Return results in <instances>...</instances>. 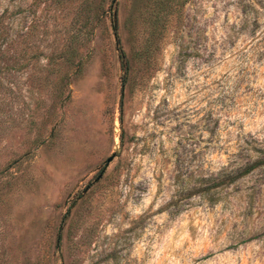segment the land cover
Returning a JSON list of instances; mask_svg holds the SVG:
<instances>
[{"label": "rangeland", "instance_id": "1", "mask_svg": "<svg viewBox=\"0 0 264 264\" xmlns=\"http://www.w3.org/2000/svg\"><path fill=\"white\" fill-rule=\"evenodd\" d=\"M152 2L0 0V264H264V166L188 195L264 155V0H185L123 82Z\"/></svg>", "mask_w": 264, "mask_h": 264}, {"label": "trees", "instance_id": "2", "mask_svg": "<svg viewBox=\"0 0 264 264\" xmlns=\"http://www.w3.org/2000/svg\"><path fill=\"white\" fill-rule=\"evenodd\" d=\"M34 3L30 4L32 7ZM185 4V0H153L151 3V7H149V11L147 12L144 19H142L143 29L148 32L146 35L141 30L140 20H138V15L133 14L125 21V26L127 27L128 37L127 43L129 45L128 54H126L122 48L120 47V38L118 37L117 33V23L114 20L115 17L113 16V23H112V30L115 39V43L118 46L119 50V58L121 62L122 69L124 71L123 82H126L130 73L136 71L144 62L143 58L148 57L151 54V47L156 44L157 37L155 36V32L160 28L164 27V23L171 19L172 16L176 15L179 17V11ZM6 11L0 14V24L4 18V14ZM32 23L34 19L31 20ZM31 23V24H32ZM1 30V29H0ZM35 28L31 27L29 30V34L34 33ZM69 51L67 50V53ZM73 50L68 53V55H64V59L62 63L64 65L73 66ZM76 68L79 66L77 63ZM264 154V153H263ZM264 166V155L263 157H258L254 161L245 163L243 166L237 168L236 170L229 172V173H219L216 176L210 177H202L200 179L201 182L204 183L205 189L200 190L202 187H198L201 185H193L188 189V195L193 196L195 194L209 192L211 190H215L216 188H224L228 187L229 185L237 182L240 179L251 174L257 168ZM202 186V185H201Z\"/></svg>", "mask_w": 264, "mask_h": 264}, {"label": "water", "instance_id": "3", "mask_svg": "<svg viewBox=\"0 0 264 264\" xmlns=\"http://www.w3.org/2000/svg\"><path fill=\"white\" fill-rule=\"evenodd\" d=\"M113 159V156L112 157H109L107 160H106V163H110L111 160ZM100 178V176L97 177L96 181Z\"/></svg>", "mask_w": 264, "mask_h": 264}]
</instances>
